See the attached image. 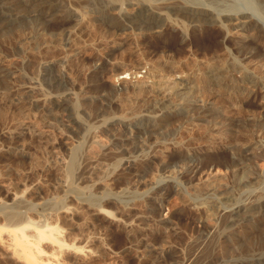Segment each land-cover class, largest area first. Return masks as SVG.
Returning a JSON list of instances; mask_svg holds the SVG:
<instances>
[{"label":"rangeland","instance_id":"1","mask_svg":"<svg viewBox=\"0 0 264 264\" xmlns=\"http://www.w3.org/2000/svg\"><path fill=\"white\" fill-rule=\"evenodd\" d=\"M231 1L242 7L254 0ZM34 2L0 0L20 11L6 32L0 31V217L11 213L43 221L54 218L68 243L92 251L82 262L74 251H67L59 264H230L252 249L264 257L257 231L254 238L242 235L243 252L233 253L229 239L216 234L219 227L212 218L203 220L199 211L187 208L178 191L199 182L198 171L232 157L224 145L182 148L178 142L184 138V125L251 129L264 137V89L248 98L254 104L246 108L253 113L231 107L241 100L236 80L229 88L237 97L226 93L225 101L216 103L232 109L228 115L202 114L195 103L185 114L160 109L150 113L146 105L153 83L171 66L154 54L171 53L170 49L176 53L181 47L171 48L165 35L156 46L151 35H127L122 27L116 40L57 44L53 21L39 23L24 15L23 8ZM255 2L264 16V0ZM197 40L201 49L213 45L209 37ZM247 44L258 46L263 54V33ZM138 50L144 57L137 56ZM55 75L61 82L52 87L49 82ZM136 83L144 85L142 92L134 91ZM67 92L68 106H56L54 99ZM134 121L157 122L156 129L150 125V131L136 128L131 133L128 125ZM184 153L195 174L183 168ZM219 167L216 171L224 173L226 169ZM257 170L264 172V161L258 162ZM260 187L264 190V179ZM261 201L262 213L264 198ZM248 227L240 228L239 234H246ZM162 249H171L176 259L158 253ZM11 262L0 257V264H17Z\"/></svg>","mask_w":264,"mask_h":264},{"label":"bare ground","instance_id":"2","mask_svg":"<svg viewBox=\"0 0 264 264\" xmlns=\"http://www.w3.org/2000/svg\"><path fill=\"white\" fill-rule=\"evenodd\" d=\"M26 1L31 3L34 0ZM229 1L38 0L35 3V0L34 4L23 9L25 16L30 19L35 18L39 23L53 21L56 28L58 27V31L53 34V40L57 44L71 46L99 40L110 41L121 35L118 27H122L127 35L134 32L151 35L156 46L161 41L160 37L165 35V43L171 48L181 47L176 53L170 49L171 53L154 54V57L164 60L171 66L166 73H160L161 75L153 83V94H150L152 99L146 105L150 113H154V109H160L185 114L195 103L202 114L211 116L224 112L223 114L228 115L232 109L222 107L221 103L225 101V95L229 94L231 98L229 83L233 80L238 82L235 86L238 88L236 91L241 100L231 107L237 109L239 113H249V111L253 113V110L247 109L249 105L254 104L249 102L248 98L258 88L264 89V53H259L258 46H248L247 43L258 37L259 32L264 35V16L261 14L262 9L260 10L259 5L255 4V0L250 2L252 5L242 7ZM14 7L15 9L12 5L0 4V31L3 32L7 26L9 28L10 22H15L19 18L20 11L16 12L17 8ZM97 13L102 15L98 17ZM172 36L177 38L174 43L170 39ZM199 36L213 39V45H207L208 48L204 49L198 48L196 43ZM232 39H235L233 41L235 43L228 44ZM136 52L138 57H144V52L140 50ZM174 62L181 63V66L178 63V66L172 65ZM118 67L123 69L122 65ZM156 67L154 66L153 69ZM139 73V70L135 72V74ZM154 78L156 79L155 76ZM60 82L61 79L55 75L49 84L55 87L60 85ZM132 86L134 91L139 93L142 92L144 85L136 83ZM68 96V92L59 95L54 99V104L60 107L68 106ZM261 97H264V90ZM217 101L221 103L216 104ZM229 101L231 102V99ZM156 123L152 121L140 125L134 121L129 123L128 128L131 133L136 128L150 131L151 127L156 129L154 126ZM201 125L192 126L186 123L183 127L184 138L178 142V145L185 149L192 146L217 149L224 145L227 150L231 149L232 157L221 160L214 168L210 166L207 171H198L199 182L193 184L187 182L189 184L187 190L185 188L178 190L183 196L186 207L199 211L203 220L212 218L211 220L219 227L216 234L229 239L233 253L243 252L242 235L250 237L254 231L258 232V239L264 244V212L261 213L264 190L260 187L264 172L257 170L258 162L264 161L263 142L261 143L264 137L251 129L235 128L231 131L221 130L215 126L205 128ZM181 163L186 172L190 171L192 174L195 172L193 168L191 170L188 168L189 160L186 154L181 159ZM219 166L226 169L224 173L216 171ZM152 189L154 187L150 190ZM248 191L254 194L243 197V193ZM17 197L18 195L14 194V198ZM10 214L0 217V257L9 262L59 264L61 261L64 262L61 259L63 253L66 254L70 250L76 253L78 262H82L85 257L87 258V254H92V251L84 246L78 248L68 243L64 237V229L56 220L54 221V218L43 221L33 215L22 214L23 217L20 214L19 217ZM244 226H249L247 233L239 234V229ZM175 233L177 232L174 231ZM255 236L257 235L251 237ZM257 251L252 249L246 256L238 261H231L230 264H264L263 254ZM164 252L166 257L174 260L175 255L171 253V249L158 251L163 253V256Z\"/></svg>","mask_w":264,"mask_h":264}]
</instances>
